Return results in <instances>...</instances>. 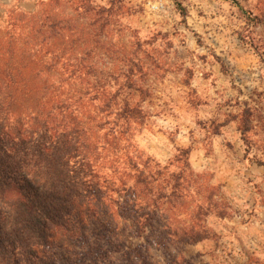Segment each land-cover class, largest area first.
Here are the masks:
<instances>
[{
	"label": "clouds",
	"instance_id": "9594fccd",
	"mask_svg": "<svg viewBox=\"0 0 264 264\" xmlns=\"http://www.w3.org/2000/svg\"><path fill=\"white\" fill-rule=\"evenodd\" d=\"M91 7L119 29L100 38L115 53L98 57L102 89L88 86L96 123H112L93 130L116 141L118 176L145 177L133 199L138 191L160 225L156 239L138 236L147 243L131 264L196 254L198 264H245L246 252L264 262V0ZM125 105L138 115L120 118Z\"/></svg>",
	"mask_w": 264,
	"mask_h": 264
},
{
	"label": "trees",
	"instance_id": "16d2710c",
	"mask_svg": "<svg viewBox=\"0 0 264 264\" xmlns=\"http://www.w3.org/2000/svg\"><path fill=\"white\" fill-rule=\"evenodd\" d=\"M36 7L11 8L0 26V264H131L147 243L138 236L156 239L160 225L133 199L145 177L118 176L116 141L93 130L112 123H96L88 86L102 89L98 57L115 53L100 38L113 22L91 0ZM136 115L125 105L120 118Z\"/></svg>",
	"mask_w": 264,
	"mask_h": 264
},
{
	"label": "rangeland",
	"instance_id": "374dc122",
	"mask_svg": "<svg viewBox=\"0 0 264 264\" xmlns=\"http://www.w3.org/2000/svg\"><path fill=\"white\" fill-rule=\"evenodd\" d=\"M40 1L45 0H0V26H4L7 21V15L8 11L11 10V8H20L21 10L25 12H33L36 10V6ZM114 4H120L122 0H111ZM256 20H259V17L255 18ZM111 29H113V32L111 35H115L119 37V29L118 26L113 22ZM251 118V114H247L245 116V121ZM259 119V117H257ZM250 130L247 126L245 127V131ZM199 215V214H198ZM141 243H143V240H140ZM197 255L192 256H185V255H179L176 258H178V261H181L180 264H198ZM245 255L247 256V260L245 261V264H264L261 260L257 259L252 253L246 252Z\"/></svg>",
	"mask_w": 264,
	"mask_h": 264
}]
</instances>
